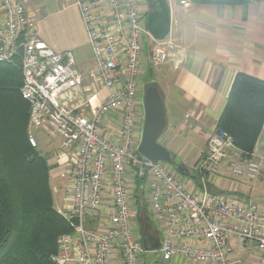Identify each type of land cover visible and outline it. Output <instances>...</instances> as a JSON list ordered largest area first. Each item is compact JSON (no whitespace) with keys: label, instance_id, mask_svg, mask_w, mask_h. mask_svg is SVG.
Here are the masks:
<instances>
[{"label":"built area","instance_id":"2783aa9c","mask_svg":"<svg viewBox=\"0 0 264 264\" xmlns=\"http://www.w3.org/2000/svg\"><path fill=\"white\" fill-rule=\"evenodd\" d=\"M74 3L95 61L88 77L91 84L109 91L96 105L81 99L78 108L67 105L68 100L81 98L79 92L85 89L72 52H56L47 46L22 3L0 0V63L19 58L20 94L29 106L28 142L36 148L33 132L49 129L69 153L64 174L69 183L60 213L74 223H70L72 233L57 240V252L50 261L113 264L116 256L122 264H140L143 250L134 232L125 179L126 170L135 168L139 174L148 173L149 207L165 231L157 264H170L174 257L191 264H236V253L253 257V264H264V209L252 200L225 197L207 186V179L218 175L227 158L233 177L253 180L262 170L233 145L227 133L215 128L206 140L195 166L199 192L186 190L167 163L138 160L133 141L142 52L146 44L152 66L173 59L177 44L171 25L166 38L156 41L140 25L145 18L140 0ZM114 112L122 115L119 145L110 142L101 127L104 117ZM107 194L111 195L107 223L95 230L88 228L86 222L100 216Z\"/></svg>","mask_w":264,"mask_h":264},{"label":"crops","instance_id":"0c3cea01","mask_svg":"<svg viewBox=\"0 0 264 264\" xmlns=\"http://www.w3.org/2000/svg\"><path fill=\"white\" fill-rule=\"evenodd\" d=\"M17 1L24 5L28 15L36 23L38 37L47 46L56 52L71 51L73 54L75 66L83 77V85L87 91L85 89L84 92L80 91L81 98H76L75 101L68 100L67 105L78 108L81 99H89L93 105L105 100L109 91L91 84L88 77L95 68V61L86 28L74 0ZM180 1H184L185 5H180ZM168 5L177 49L173 59L161 66H152L149 63L147 45L145 44L143 48L133 144L137 149L143 118L142 90L151 83L161 94L167 121L159 143L175 157L177 164L183 166L184 173H177L172 166L167 165L172 169L176 180L186 190L194 193L201 189L200 176L195 166L202 156L209 134L216 128L234 76L237 73H244L264 81V0L252 1L244 5H212L195 0H168ZM146 6L145 0H140V9L144 14ZM145 76H150L149 81ZM121 117L120 112L108 114L104 117L101 126L105 137L118 145L122 142L119 136ZM33 133L38 147L36 149L46 158L50 167L49 183L55 178L63 179L66 193L69 178L64 174L68 170L69 153L62 148L60 137L49 129ZM251 159L262 167L259 177L253 180L233 177L227 167L229 162L227 158L221 163L218 175L207 179L208 189L241 201L248 199L253 201L256 196L257 199L263 198L260 194L264 191V126ZM136 174L135 168H128L125 179L133 225L138 224L141 232L140 241L146 237L149 243L148 250L142 248L140 262L144 264V255L148 251H159L160 246L153 247L152 242L159 240L161 245L165 231L157 223L149 207L147 172L138 174L139 177L146 176L145 210L141 202L136 205L132 200L136 187ZM51 190L56 192L58 187ZM64 200L63 197L58 211L62 210ZM110 204L111 195L107 194L100 216L86 222L88 228L95 230L101 224L107 223L105 222L107 208ZM257 205L264 209L262 199ZM54 207L57 210L55 204ZM160 231L162 239L159 235ZM232 245L235 246L236 242H232ZM236 254L233 257L236 264L254 263L253 257H248V254ZM113 264H122V262L115 256ZM170 264L191 263L183 258L174 257Z\"/></svg>","mask_w":264,"mask_h":264},{"label":"trees","instance_id":"16d2710c","mask_svg":"<svg viewBox=\"0 0 264 264\" xmlns=\"http://www.w3.org/2000/svg\"><path fill=\"white\" fill-rule=\"evenodd\" d=\"M195 1L244 5L257 0ZM21 86L19 58L0 63V264H53L50 257L57 252V240L72 233L74 221L54 207L50 167L28 142L29 106L21 97ZM263 126L264 81L237 73L216 128L250 158ZM136 173L132 200L145 210L146 176Z\"/></svg>","mask_w":264,"mask_h":264},{"label":"water","instance_id":"95a60500","mask_svg":"<svg viewBox=\"0 0 264 264\" xmlns=\"http://www.w3.org/2000/svg\"><path fill=\"white\" fill-rule=\"evenodd\" d=\"M145 29L156 41L166 38L171 25V14L168 0H146ZM142 125L140 140L136 154L140 162L167 163L177 173L183 174L181 164H177L175 157L159 143V138L166 129L167 121L163 99L158 88L148 83L142 90ZM142 248L148 250L146 237L141 240Z\"/></svg>","mask_w":264,"mask_h":264},{"label":"rangeland","instance_id":"374dc122","mask_svg":"<svg viewBox=\"0 0 264 264\" xmlns=\"http://www.w3.org/2000/svg\"><path fill=\"white\" fill-rule=\"evenodd\" d=\"M147 7V6H146ZM140 25L142 27H144L145 25V19H141L140 20ZM147 77V81H149V77L150 76H145ZM144 79V78H143ZM153 79V78H152ZM145 80V79H144ZM146 85V84H145ZM141 99H142V94H141ZM38 149V147H36ZM260 176V174H259ZM258 176V177H259ZM64 180L63 179H59V178H55V179H52L51 180V188H56L58 187V191L56 192H52V200H53V204H55V206L57 207V210L61 208V205H62V200H63V197L66 198V193H65V190H64ZM65 195V196H64ZM263 198H261L264 202V191H262V194H260ZM260 198L257 199V196L255 198H253V202L254 203H259L261 201ZM251 200V199H250ZM134 205L132 204V209H133ZM62 210H59V212H61ZM136 211V210H135ZM153 219V218H152ZM154 221V220H153ZM134 231H135V234L138 238H141V232L139 231L140 229H138V224L135 223L134 224ZM160 237L162 239V233L160 231ZM234 242V241H233ZM235 244V243H234ZM160 258H161V255L159 253L158 250H154V251H148L145 255H144V261L143 263L144 264H157L159 261H160ZM67 264H73V262H70V263H67Z\"/></svg>","mask_w":264,"mask_h":264},{"label":"flooded vegetation","instance_id":"af4514ba","mask_svg":"<svg viewBox=\"0 0 264 264\" xmlns=\"http://www.w3.org/2000/svg\"><path fill=\"white\" fill-rule=\"evenodd\" d=\"M145 2H146V0H145ZM152 246L156 247V248L159 247L160 246V241L159 240L158 241L155 240L154 242H152Z\"/></svg>","mask_w":264,"mask_h":264},{"label":"clouds","instance_id":"9594fccd","mask_svg":"<svg viewBox=\"0 0 264 264\" xmlns=\"http://www.w3.org/2000/svg\"><path fill=\"white\" fill-rule=\"evenodd\" d=\"M145 17V16H144ZM145 19V18H144Z\"/></svg>","mask_w":264,"mask_h":264}]
</instances>
